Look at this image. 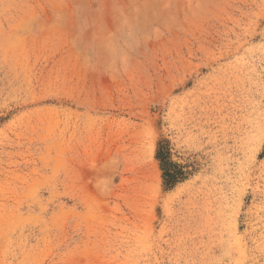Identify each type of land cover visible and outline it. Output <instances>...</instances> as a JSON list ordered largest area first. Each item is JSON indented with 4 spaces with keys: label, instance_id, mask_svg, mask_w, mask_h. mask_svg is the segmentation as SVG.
I'll use <instances>...</instances> for the list:
<instances>
[{
    "label": "rangeland",
    "instance_id": "rangeland-1",
    "mask_svg": "<svg viewBox=\"0 0 264 264\" xmlns=\"http://www.w3.org/2000/svg\"><path fill=\"white\" fill-rule=\"evenodd\" d=\"M0 264H264V0H0Z\"/></svg>",
    "mask_w": 264,
    "mask_h": 264
},
{
    "label": "trees",
    "instance_id": "trees-1",
    "mask_svg": "<svg viewBox=\"0 0 264 264\" xmlns=\"http://www.w3.org/2000/svg\"><path fill=\"white\" fill-rule=\"evenodd\" d=\"M157 160L160 162L163 171L164 185L167 189L173 188L179 182L186 179V173L183 168L172 162L170 153L165 151L161 144L157 151Z\"/></svg>",
    "mask_w": 264,
    "mask_h": 264
}]
</instances>
